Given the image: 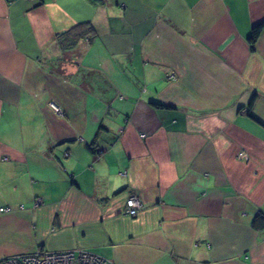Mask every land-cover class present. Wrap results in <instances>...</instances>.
<instances>
[{"label": "crops", "instance_id": "1", "mask_svg": "<svg viewBox=\"0 0 264 264\" xmlns=\"http://www.w3.org/2000/svg\"><path fill=\"white\" fill-rule=\"evenodd\" d=\"M262 21L264 0H0V260L264 264Z\"/></svg>", "mask_w": 264, "mask_h": 264}, {"label": "trees", "instance_id": "2", "mask_svg": "<svg viewBox=\"0 0 264 264\" xmlns=\"http://www.w3.org/2000/svg\"><path fill=\"white\" fill-rule=\"evenodd\" d=\"M85 1L92 3V4H98V3L103 2V0H85ZM263 29H264V21L260 22L259 24L255 25L253 27L252 35L249 38L251 51L255 50L257 40L260 37V34H261ZM97 35H98V32H97L94 25H92L91 23H82V24H79L78 26H76L74 28H71L68 31H65L63 33L58 34L56 36V40L59 42L60 46L63 49L72 50L77 46L78 42L80 40H82L83 38H90L91 40H93V39H95V37ZM154 104L158 108H165L166 107L165 105H161V104H157V103H154ZM52 105H55L59 109V112H57L52 107ZM51 108L54 110V112L57 115H61V116L64 115V110L58 103L51 102ZM106 133H108L107 129L101 125L99 130H98V133L96 134V136L94 138V140L87 145V147L89 148L91 153H93L94 155L101 156V154L104 152L105 149H103V146H101L100 143L102 141L101 136L106 134ZM74 141L75 140H70L69 142H74ZM52 148L53 147H51V149ZM38 201L39 200H37V202ZM252 226L254 228H257V229L264 228V212L257 213V215L253 218ZM91 254L96 255V256L104 259V260H108V259H106V258H104L98 254H95V253H91Z\"/></svg>", "mask_w": 264, "mask_h": 264}, {"label": "built area", "instance_id": "3", "mask_svg": "<svg viewBox=\"0 0 264 264\" xmlns=\"http://www.w3.org/2000/svg\"><path fill=\"white\" fill-rule=\"evenodd\" d=\"M52 107L59 112V109L52 105ZM245 153L240 155L244 158ZM132 200H137L136 197H131L128 200L127 213L129 215H136L138 209L132 208ZM0 211H5L1 208ZM126 213V211H125ZM0 264H112L110 261L104 260L90 252L84 250H71L66 252H44L38 251L35 253H27L2 259Z\"/></svg>", "mask_w": 264, "mask_h": 264}, {"label": "rangeland", "instance_id": "4", "mask_svg": "<svg viewBox=\"0 0 264 264\" xmlns=\"http://www.w3.org/2000/svg\"><path fill=\"white\" fill-rule=\"evenodd\" d=\"M143 137H145V135H143ZM131 197H136L137 198V200H132V208H134V209H138V212L136 213V215H129L128 213H127V209H128V200L131 198ZM141 198L137 195V194H133V193H131V194H129V196L127 197V200H126V208H125V211H126V213L125 214H127L129 217H132V218H134V217H136L138 214H139V212L141 211V209L143 208V202L140 200ZM1 212H4V211H1ZM59 252H61V251H59ZM62 252H66V251H62ZM53 253H56V252H53ZM107 261H110V260H107ZM112 264H115L114 262H112V261H110Z\"/></svg>", "mask_w": 264, "mask_h": 264}]
</instances>
